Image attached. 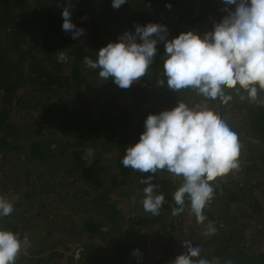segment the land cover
<instances>
[{"label":"trees","instance_id":"1","mask_svg":"<svg viewBox=\"0 0 264 264\" xmlns=\"http://www.w3.org/2000/svg\"><path fill=\"white\" fill-rule=\"evenodd\" d=\"M65 7L91 38L73 40L62 30ZM224 14L222 0H127L118 9L111 0H0V197L13 196L6 198L13 210L0 217V229L32 241L22 246L14 264L60 259L61 264H171L184 254V244L199 246L194 259L210 264H264V251L257 248L264 226L255 225L264 211L263 90L258 88L250 101L246 91L227 89L232 99L213 112L236 133L240 166L210 182L213 195L202 210L205 220L198 223L187 196L183 212L171 214L182 177L166 170L140 173L121 160L144 131L148 114L178 102L202 107L206 98L191 88L166 87L162 41L145 75L127 89L83 63L85 56L95 60L102 46L125 31L134 32L137 24H163L171 39L188 30L203 35ZM58 52L68 60L58 61ZM129 174L133 177L126 180ZM149 175L154 194L164 196L157 215L142 206L146 185L141 180ZM126 181L136 189L131 196L122 186L121 201L112 194ZM45 219L50 220L47 233L36 236L35 226L45 230ZM144 222L150 231L140 232ZM209 223L215 228L211 234ZM58 228L63 235L54 236ZM83 232L95 242L61 238ZM134 249L142 256L133 255Z\"/></svg>","mask_w":264,"mask_h":264},{"label":"clouds","instance_id":"2","mask_svg":"<svg viewBox=\"0 0 264 264\" xmlns=\"http://www.w3.org/2000/svg\"><path fill=\"white\" fill-rule=\"evenodd\" d=\"M126 2L111 0V6L118 9ZM222 3L225 14L203 35L188 30L168 39L163 24H137L134 32L125 31L117 40L102 46L95 60L85 56L83 63L99 69L101 78H110L119 88L127 89L145 75L158 51L157 43L162 41L163 74L168 89L176 92L191 88L222 105L232 99L225 90H244L247 98L255 101L258 88L264 90V0H222ZM71 14L70 7L62 10L61 28L77 40L84 29L72 21ZM57 60L66 62L68 57L58 52ZM157 83L165 86L164 81ZM240 99L245 97L241 95ZM239 149L236 133L223 119L206 107H189L178 102L171 109L147 115L144 131L136 143L125 149L121 164L140 173L166 170L182 177L183 183L173 194L177 207L171 209V214L183 212L187 196L193 217L201 223L205 220L202 210L213 195L210 182L238 167ZM152 180L153 175L141 180L146 185L142 206L144 211L157 215L164 196L154 194ZM12 210L13 205L0 197V217ZM206 231L211 234L215 228L209 223ZM22 246L25 249L29 246L27 238L22 241L16 233L0 229V264H14ZM183 250L184 254L171 264H210L204 258L194 259L200 254L199 246L184 244ZM132 254L142 256L139 249Z\"/></svg>","mask_w":264,"mask_h":264},{"label":"rangeland","instance_id":"3","mask_svg":"<svg viewBox=\"0 0 264 264\" xmlns=\"http://www.w3.org/2000/svg\"><path fill=\"white\" fill-rule=\"evenodd\" d=\"M20 7H22V5H20ZM82 38H83V40H88L89 38H91L90 37V32L88 31V30H84V34L82 35ZM99 95H102L101 93L99 94ZM262 96V98H264V90H263V94L261 95ZM202 103H203V106L202 107H206V108H208V109H210L212 112H214V111H216V110H219V102H213V101H210V100H208V99H204V100H202ZM221 106H222V104H220ZM224 118H225V116H224ZM245 151V150H244ZM245 154H246V152H245ZM239 161H238V168H239ZM131 177H133V175H131V174H129V175H127V178H126V180L129 178V179H131ZM122 186H125L129 191H131L130 192V195L131 196H133L134 194L132 193V190H134V189H136V186H135V183H129L128 181H126V182H124V183H121L120 184V186H119V188H117V190H116V194L115 193H113L112 195L113 196H115L116 198L117 197H119V199H121V196H119V194L121 193V188H122ZM256 193H259L258 191L256 192ZM7 199L8 198H12L11 196H5ZM121 201H124L123 199H121ZM127 205H126V203H124V205H123V207H125V208H127L126 207ZM259 217H258V219L257 218H255V225H256V227H258V228H261V227H263L264 226V216H263V214H264V211H262V212H259ZM64 217H66V218H69V215H65ZM42 218H43V216H42ZM39 219H41V218H39ZM38 219V220H39ZM81 219V218H80ZM37 220V221H38ZM188 220H190V218L188 219ZM49 221L50 220H48V219H45V221H44V229L45 230H42V229H40V228H38V227H36L35 226V231H34V234H37L36 236H38L39 234H46L47 232H45L47 229H48V227H49ZM59 221H61V222H63V223H66V220L65 219H62L61 218V220H59ZM58 221V222H59ZM177 221V223H176V225H179V219H177L176 220ZM38 222H40L41 224H42V222L41 221H38ZM61 222H59V223H61ZM150 222V221H149ZM45 223H47L46 225H45ZM148 224H150V223H145L144 222V224H142V226H143V228L141 227V231L140 232H147V231H150V230H147V229H149V225ZM58 231V232H57ZM56 232H55V234H54V236L55 235H63V233L59 230V228H58V230H57ZM53 235V234H52ZM152 235V234H151ZM53 236V237H54ZM74 236H76V235H72V236H66V235H64V236H61V238L63 239H65L67 242H72V243H75V242H81V244H83V243H93V242H95L94 241V238L92 237V236H90L89 234H87V232L85 233V232H83L82 234H81V236L80 237H74ZM28 241L29 242H32L31 241V237H28ZM34 241H35V238H34ZM159 243H162V244H164L163 243V239H160L159 240ZM49 244L50 245H52V244H54V238L52 239V240H50L49 239ZM94 244H96V243H94ZM96 245H99V244H96ZM102 245V244H101ZM53 246V245H52ZM103 247H104V245H102ZM257 248H258V252L260 253V252H262V251H264V238L262 239V241H261V244H259L258 246H257ZM56 249L57 250H61L62 249V247L61 246H57L56 247ZM50 251H53V249H50ZM107 253V252H106ZM46 256H47V254H46ZM77 256H79V254H77L76 255V257ZM62 261H63V259H60L59 260V262L57 263V264H61L62 263ZM72 264H78L76 261H73V263Z\"/></svg>","mask_w":264,"mask_h":264}]
</instances>
